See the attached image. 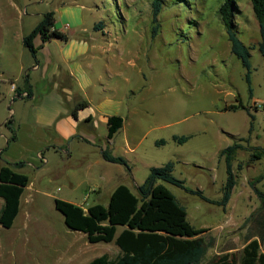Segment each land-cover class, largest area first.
Here are the masks:
<instances>
[{"label":"rangeland","instance_id":"obj_1","mask_svg":"<svg viewBox=\"0 0 264 264\" xmlns=\"http://www.w3.org/2000/svg\"><path fill=\"white\" fill-rule=\"evenodd\" d=\"M63 2L84 4L89 17L92 13L98 18L104 16L108 30L116 35L113 51L118 52V58L135 62L124 72L128 81L125 75L116 76L118 110L128 126L120 129L112 147L129 159L136 158V165L132 174L129 167L118 162L102 159L99 164L96 160L102 155L98 149L79 140L68 144L71 156L63 163L51 159L47 164L27 166L31 181L51 196L37 193L30 204L26 200L30 191L25 192L23 211L15 224L0 229V264H87L102 254L116 258L121 251L114 241L91 243L84 232L69 228L55 207V198H67L86 207L108 205L114 187L126 184L137 192L151 167L169 160L175 161L173 174L188 188L202 189L206 197L215 200L159 180L187 208L191 224L207 229L202 236L207 241L213 238L203 264L224 253L228 246L241 244L243 232L253 226L247 218L260 205L250 181L264 173V157L248 162L251 151L247 147L236 152L233 169L237 183L224 208L218 201L228 173L220 150L235 142L264 148V57L258 48L259 25L251 0H236L234 27L251 52L252 93L247 69L232 52L220 16L223 0H166L156 22L152 19V0H0V65L8 62L16 69L18 62L30 63L32 52L23 47L20 54L17 33L28 29L36 19L32 10L56 11ZM6 17L7 22H3ZM22 18L26 23L22 24ZM5 86L0 82V123L13 114L14 107ZM2 93L8 95L6 100ZM238 99L255 114L250 142L241 140L249 137L247 111L225 109ZM90 131L96 144H107V128L101 122ZM127 131L138 143L134 154L125 150ZM175 134L189 138L177 142ZM161 138L166 144L157 145L156 140ZM30 157L39 159L36 152ZM239 162L244 164L242 170L238 169ZM258 186L264 191V179ZM27 207L31 208L28 214ZM122 228L118 227V233Z\"/></svg>","mask_w":264,"mask_h":264},{"label":"trees","instance_id":"obj_2","mask_svg":"<svg viewBox=\"0 0 264 264\" xmlns=\"http://www.w3.org/2000/svg\"><path fill=\"white\" fill-rule=\"evenodd\" d=\"M166 0H152V19L158 20ZM255 17L258 21L260 40L258 48L264 57V0H251ZM236 0H223L220 6V16L226 27L231 41V50L241 60L247 69L246 79L250 93L252 65L249 47L240 39L235 31L234 17ZM55 12L47 11L40 23L24 37V44L34 56L38 48L34 40L40 36L43 41L52 38L67 39V35L54 28ZM27 82L28 97L32 95V87ZM18 95L22 91L18 90ZM87 105L79 102L73 110V115H78V110ZM226 110L245 109L249 115V137L241 138L250 142L254 130L255 115L251 109L238 99V103L229 104ZM9 118L7 125H10ZM124 118L120 115H112L108 119V138L114 135L123 126ZM11 127V126H10ZM189 136L174 135L177 142H185ZM13 134L9 142L15 140ZM157 145L166 144L164 138L156 140ZM247 147L251 151L248 162H256L264 157V148L261 146H245L235 142L223 148L220 156H224L227 164L228 178L223 186V196L218 201L225 208L229 203L233 188L237 183L233 169V160L239 149ZM103 156L111 162H118L130 168L128 160L122 155H114L110 150L103 149ZM24 161L7 162L0 168V198L4 199V206L0 211V224L5 228L13 226L20 212L21 197L26 186L30 183L27 173L18 171L14 166L23 165ZM175 161L169 160L161 166H152L146 179L138 185L137 192L126 184H119L111 193L108 205L95 203L85 209L74 202L56 198L55 207L64 216L66 225L74 230L84 232L91 243L114 241L120 248V254L116 258H110L108 254L95 257L87 264H203L208 247L212 239L208 241L202 236L206 228H196L188 219L187 208L180 204L174 193L159 180H165L202 197L211 200L203 194L202 189L191 190L185 181L173 174ZM244 168L243 162L238 163V169ZM264 179V173L251 180L250 183L257 194L260 205L247 218L253 221L256 227L257 237L250 240L239 252H227L213 257L208 264H264V191L258 183ZM123 228L118 233V227ZM252 226V227H253ZM251 236L253 233L250 234ZM250 237L247 238V241Z\"/></svg>","mask_w":264,"mask_h":264},{"label":"crops","instance_id":"obj_3","mask_svg":"<svg viewBox=\"0 0 264 264\" xmlns=\"http://www.w3.org/2000/svg\"><path fill=\"white\" fill-rule=\"evenodd\" d=\"M97 7L101 8L98 4ZM25 9L27 10L25 14H28L29 9L27 7ZM85 9L84 4L80 6L77 2L61 3L54 11V26L66 34L67 39L52 38L43 41L40 36H37L34 40L35 46L38 48L37 54L34 56L32 53L30 63L24 65L18 62L16 69L11 68L8 62L5 65H0V76H2L0 82L6 83L5 89L8 91L10 104L14 106L11 109L13 114H9L0 123V130L4 129V133H0V168L7 162L24 161L23 165L14 166V168L27 173L25 168L29 165L47 164L51 159H54L58 164L63 163L67 156H71L68 144L71 146L74 141L79 140H85L98 149L102 155L101 160H96L99 164L102 163V159L111 162L104 158L103 149L110 150L114 155H122L116 153L117 151L115 152L112 147V143H116L115 138L120 129L128 126L124 114L118 110V92H115L117 88L116 76L125 75L126 69L134 66L135 62L132 59L125 61L122 57L118 58V52L113 51V41L116 35L108 30L106 18L104 16L95 17L93 13L89 17L85 13ZM47 11L50 10L34 9L30 12L35 15L36 19L31 22L28 29L18 32L15 37L20 54L23 52V47L28 48L24 44V37L40 23ZM5 21L7 22V17L3 22ZM21 21L23 24L25 19L22 18ZM67 24L69 27H66ZM122 66L124 68H121ZM125 77L124 80L128 81V77L126 75ZM26 80L32 87V95L29 97L19 96V89L22 93H28ZM12 83L16 85L15 90L11 88ZM2 94L6 100L8 95ZM125 94L127 95V92ZM125 98L127 99L124 96ZM120 99L122 100L123 97ZM79 102H86L87 105L80 108L75 117L73 110ZM126 104L128 105L127 101ZM128 110L130 112V105H128ZM112 115L122 116L124 123L114 137L109 139L108 119ZM9 118H12V122L7 125ZM99 122L107 128V144H96L92 138L90 130L96 127ZM135 127H138L136 123ZM13 130L16 139L9 142ZM126 134L124 144L128 148L125 150L134 154L137 152L138 143H134L135 139L129 137L128 131ZM35 152L38 160L30 157ZM124 157L128 160L133 174L136 158ZM100 175L101 178L104 177L101 173ZM96 190L101 191L100 188ZM26 191H30L26 196L27 203L30 204L37 199V193L47 196L50 194L51 196L50 192L39 189L30 179V183L26 186L21 197L19 214L23 211L22 200ZM63 199L71 201L67 198ZM4 202V199L0 198V211ZM74 203L87 209L83 204ZM25 211L28 214L31 208L27 207ZM1 228L5 227L0 224ZM251 233H253L252 236ZM248 237L250 239L247 241ZM256 237V227L253 226L250 231L243 232L241 244L236 247L228 246L224 253L242 250L250 240Z\"/></svg>","mask_w":264,"mask_h":264},{"label":"built area","instance_id":"obj_4","mask_svg":"<svg viewBox=\"0 0 264 264\" xmlns=\"http://www.w3.org/2000/svg\"><path fill=\"white\" fill-rule=\"evenodd\" d=\"M66 27H69V24H67ZM54 28H55V27H53V29H54ZM11 88H12L13 90H15L16 85H15L14 83H12V84H11ZM27 95H28L27 92L22 93V96H23V97H26Z\"/></svg>","mask_w":264,"mask_h":264}]
</instances>
